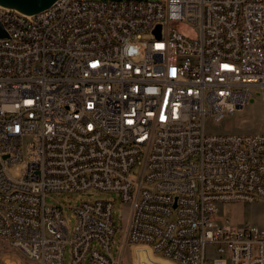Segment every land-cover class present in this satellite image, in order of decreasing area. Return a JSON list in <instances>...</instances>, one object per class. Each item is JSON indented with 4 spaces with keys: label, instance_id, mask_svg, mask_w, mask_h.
<instances>
[{
    "label": "built area",
    "instance_id": "obj_1",
    "mask_svg": "<svg viewBox=\"0 0 264 264\" xmlns=\"http://www.w3.org/2000/svg\"><path fill=\"white\" fill-rule=\"evenodd\" d=\"M0 23V241L21 264H64L66 245L70 264H118L111 200L69 207L72 228L46 202L94 191L129 205L136 251L264 264V223L218 214L264 199V132L205 127L264 106V0H58Z\"/></svg>",
    "mask_w": 264,
    "mask_h": 264
},
{
    "label": "rangeland",
    "instance_id": "obj_2",
    "mask_svg": "<svg viewBox=\"0 0 264 264\" xmlns=\"http://www.w3.org/2000/svg\"><path fill=\"white\" fill-rule=\"evenodd\" d=\"M184 31L185 28H182ZM143 38H147L144 36ZM205 127L212 133H228V134H254L264 132V106L256 100L253 103L247 104L243 108L233 112L222 118L219 121L207 119ZM22 164H15L8 168L13 176H19ZM100 199L111 200L113 202L112 221L116 228L112 252L117 258L118 264H170L169 262L151 255L146 249H138L130 245L125 238V229L127 224V214L129 205L121 202L119 196L113 192H93L89 197H81L77 194H50L46 198L48 204H61L65 219L69 228L74 224V218L69 207L75 206L81 200ZM218 214L227 216L234 224L242 222H252L260 225L264 223V199H256L253 203H228L218 207ZM118 247L121 248L119 255ZM126 249L123 253L122 250ZM208 256H212L213 252L210 247L207 248ZM10 260L14 264H21V256L11 249L7 243L0 241V262ZM64 264H70L68 245L64 247Z\"/></svg>",
    "mask_w": 264,
    "mask_h": 264
},
{
    "label": "water",
    "instance_id": "obj_3",
    "mask_svg": "<svg viewBox=\"0 0 264 264\" xmlns=\"http://www.w3.org/2000/svg\"><path fill=\"white\" fill-rule=\"evenodd\" d=\"M56 1L58 0H0V7L6 10H13L26 17H31L49 8ZM154 32L159 37V25L156 26ZM8 37L4 27L0 23V38ZM249 102L252 103L253 99H250Z\"/></svg>",
    "mask_w": 264,
    "mask_h": 264
},
{
    "label": "crops",
    "instance_id": "obj_4",
    "mask_svg": "<svg viewBox=\"0 0 264 264\" xmlns=\"http://www.w3.org/2000/svg\"><path fill=\"white\" fill-rule=\"evenodd\" d=\"M121 250V248L120 247H118V251H117V253H118V255H119V251ZM126 251V249H123L122 250V252L124 253Z\"/></svg>",
    "mask_w": 264,
    "mask_h": 264
},
{
    "label": "bare ground",
    "instance_id": "obj_5",
    "mask_svg": "<svg viewBox=\"0 0 264 264\" xmlns=\"http://www.w3.org/2000/svg\"><path fill=\"white\" fill-rule=\"evenodd\" d=\"M1 8V7H0Z\"/></svg>",
    "mask_w": 264,
    "mask_h": 264
}]
</instances>
